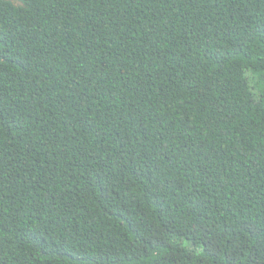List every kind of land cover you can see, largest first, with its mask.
<instances>
[{"label":"trees","instance_id":"1","mask_svg":"<svg viewBox=\"0 0 264 264\" xmlns=\"http://www.w3.org/2000/svg\"><path fill=\"white\" fill-rule=\"evenodd\" d=\"M0 264H264V0H0Z\"/></svg>","mask_w":264,"mask_h":264},{"label":"rangeland","instance_id":"2","mask_svg":"<svg viewBox=\"0 0 264 264\" xmlns=\"http://www.w3.org/2000/svg\"><path fill=\"white\" fill-rule=\"evenodd\" d=\"M12 1H15V0H12Z\"/></svg>","mask_w":264,"mask_h":264}]
</instances>
